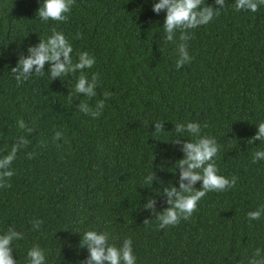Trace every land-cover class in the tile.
I'll use <instances>...</instances> for the list:
<instances>
[{"label": "trees", "instance_id": "1", "mask_svg": "<svg viewBox=\"0 0 264 264\" xmlns=\"http://www.w3.org/2000/svg\"><path fill=\"white\" fill-rule=\"evenodd\" d=\"M42 2L0 0V157L20 136L29 141L11 165V187L0 188V234L12 227L24 236L12 243L17 264H28L34 245L45 264H81L88 230L107 232L117 246L131 238L136 264H249L264 250V214L247 216L264 206V160L252 162L264 140L248 143L264 121V6L236 11L235 0L224 8L205 0L220 14L188 30L193 59L177 69L180 32L165 39L166 12L152 10L157 0H76L66 22L42 21ZM53 27L71 43L74 63L81 52L95 57L83 74H99L96 96L75 92L79 71L51 80L48 64L44 75L17 84L11 68ZM105 92L112 95L99 117L79 111ZM21 119L31 132L18 127ZM156 121L164 131L155 132ZM189 122L215 138L219 174L237 177L236 185L208 192L189 220L160 229L144 205L154 199L162 213L164 188L179 189L184 152L173 140L192 137L175 125ZM57 131L63 135L54 140ZM35 220L43 221L39 229Z\"/></svg>", "mask_w": 264, "mask_h": 264}, {"label": "clouds", "instance_id": "2", "mask_svg": "<svg viewBox=\"0 0 264 264\" xmlns=\"http://www.w3.org/2000/svg\"><path fill=\"white\" fill-rule=\"evenodd\" d=\"M76 0H43L37 13L42 21L66 22L72 6ZM216 5L225 7V0H215ZM260 6H264V0H235V10H247L256 12ZM220 7L206 5L205 0H157L153 4L152 10L160 13L162 10L166 12L163 29L166 33L165 39L173 42L176 32L179 30V40L181 43L177 45L176 68H182L186 63H190L193 59L189 55L186 42L191 38L188 30L195 29L202 25L210 23L214 17L220 14ZM76 38H81V33L76 34ZM73 48L67 37L58 31L55 27L51 29V35L46 40H41L36 46L28 47V55H21L16 67L11 68V73L17 84H21L33 74L37 76L44 75L45 65H50L48 73L51 80L57 77H64L68 74L81 73L75 84V92L83 93L86 97L96 96V87L98 83V73H93L91 79L83 74L84 69H91L95 65V57L90 56L87 52H81L78 61L73 62ZM112 94L104 93V100L96 102L92 107L86 101L79 104V111L86 115L97 118L101 115L105 107V100L110 98ZM18 127L21 130L31 132L33 128L27 127L21 119L18 121ZM155 132L160 133L163 130V122H155ZM176 133H189L192 138L181 142L179 139L173 140L174 144H180L184 152V157L176 161L179 168V189L175 186L166 187L163 194L167 197L169 207L165 208L162 213L155 212L154 199L149 198L145 208L152 209L159 221L158 227L163 229L167 226H176L181 219L189 220L196 211L198 202L206 196L210 191H225L235 187L237 177L231 179L219 174V169L215 162L219 147L214 137L201 136V126L196 122L175 125ZM63 134L57 131L53 139H60ZM264 140V121L258 124V131L254 137L248 140V143ZM28 139L20 136L11 150L6 155L0 157V188L11 187L8 183L14 175L11 165L16 159L17 153L21 148L27 147ZM43 146V145H42ZM34 153L29 152L28 158L34 157ZM264 160V150H256L252 156V162ZM161 169H164L163 163ZM154 174H149L145 178L146 184H151ZM202 181L199 189L194 185ZM264 214V206L257 210L247 213L248 219L259 220ZM150 220L145 219L144 224H148ZM43 221L35 220L32 223L33 229H39ZM23 233L18 232L15 228H8L7 232L0 234V264H17L13 258L12 243L14 240L23 239ZM86 246L89 255L81 264H136V256L133 254L132 240L126 238L121 246L109 244V234L107 232H99L96 230H88L83 233L80 247ZM28 264H45V253L38 246L34 245L27 253ZM249 264H264V250L256 249Z\"/></svg>", "mask_w": 264, "mask_h": 264}]
</instances>
